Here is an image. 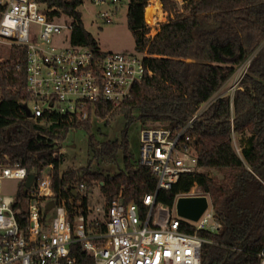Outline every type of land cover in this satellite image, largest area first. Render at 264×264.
Segmentation results:
<instances>
[{"label": "trees", "instance_id": "obj_1", "mask_svg": "<svg viewBox=\"0 0 264 264\" xmlns=\"http://www.w3.org/2000/svg\"><path fill=\"white\" fill-rule=\"evenodd\" d=\"M48 1L71 18L72 44L98 47L78 9L82 0ZM160 2L167 19L148 36L144 19L148 0H128L127 26L134 49L145 54L143 60L151 74L135 83L117 108L97 107L98 117L109 116L106 121L124 116L125 125L117 139L95 140L90 119L27 116L23 109L29 98L25 91L26 49L8 47L7 56L0 59V162L39 173L52 164L48 170L53 198L56 203L65 200L70 217L72 204L79 198L74 185L80 182L88 188L97 184L107 204L121 192L124 202L133 201L143 210V196L155 192L156 177L148 167L137 165L128 149L130 124L138 120L142 126H183L238 66L250 60L232 95L216 97L194 120L191 133L198 169L180 174L170 189L157 192L156 200L171 206L176 195L198 186L209 196L213 219L220 225L216 230L196 231L205 240L200 263L258 264V253L264 252V0H182L180 6L176 0ZM3 8L0 3V18ZM76 129L86 133L91 159L87 166L61 169L65 161L61 148L69 131ZM233 135L239 138L240 154L234 148ZM119 152L123 167L117 164L118 171L103 173L91 166L92 161L115 164ZM212 169L221 178L211 175ZM24 197L21 188L15 203L21 208L20 224ZM82 201L85 207L87 195ZM184 230L195 232L190 224Z\"/></svg>", "mask_w": 264, "mask_h": 264}, {"label": "built area", "instance_id": "obj_2", "mask_svg": "<svg viewBox=\"0 0 264 264\" xmlns=\"http://www.w3.org/2000/svg\"><path fill=\"white\" fill-rule=\"evenodd\" d=\"M87 1L102 6L124 0ZM0 3L4 6L0 45L26 49L25 91L29 98L23 106L33 119L44 115L76 117L80 121L100 118L96 115L98 106L117 108L130 96L132 86L151 74L144 53L72 44L71 18L48 0ZM96 17L105 23L112 21L109 11H98ZM249 62L241 65L240 79ZM199 112L179 128L141 127L136 164L148 167L156 177L155 192L143 196V210L133 201L124 202L121 192L108 204L103 197L101 205L93 208L87 202L84 207L82 199L88 186L80 182L74 185L73 192L79 198L72 204L70 217L65 200L56 203L53 198L48 170L52 164L39 173L19 164L0 162V264H201L205 240L196 231L220 226L213 219L209 196L178 194L171 206L156 200L157 192L170 189L180 174L198 169L191 130ZM29 174L34 179L24 191ZM7 180L18 183L11 194L4 191ZM21 188L25 193L24 214L20 216L23 225L17 217L21 208L15 206ZM182 195H206L208 207L197 220L177 214L175 202ZM50 201L54 206L47 211ZM185 224L192 225L195 232L184 230ZM258 257V264H264L263 251Z\"/></svg>", "mask_w": 264, "mask_h": 264}, {"label": "rangeland", "instance_id": "obj_3", "mask_svg": "<svg viewBox=\"0 0 264 264\" xmlns=\"http://www.w3.org/2000/svg\"><path fill=\"white\" fill-rule=\"evenodd\" d=\"M179 6L182 0H176ZM153 4L158 2L157 0H151ZM155 7V5H154ZM153 7V8H154ZM82 13L83 23L86 29L93 35L98 41L100 48L107 51H118L123 53L134 52V39L127 26V1L118 3V6L112 4H106L102 6L91 5L87 0L80 7ZM98 11H109L112 13V21L109 23L103 22L97 18ZM162 13V14H160ZM152 15L147 21L145 15L144 19L149 27L148 36L155 34L154 29H157L159 25L166 21L167 13L162 9V12ZM8 47L6 45H0V59H4L7 56ZM246 62V61H245ZM244 62V63H245ZM246 66V65H245ZM241 65L238 66L231 77L221 86L219 91L206 103L202 104L200 111L206 108L210 102L221 95H232L236 89L240 77L242 74ZM109 116L104 118H92V134L95 140L105 141L120 138L121 131L125 125L124 116L119 114L113 119L106 121ZM106 121V122H105ZM151 125V126H156ZM142 125L138 120H135L130 124L127 131L128 149L133 154V159L138 160L139 157V136ZM233 145L237 153L240 154L241 146L239 138L233 135ZM62 153H65V161L61 166V169L67 168H79L87 166V162L91 159V154L88 148V137L86 133L81 129L69 131L65 142L61 148ZM123 167L122 153L119 152L117 155V161L115 164L103 165L92 161L91 166L99 169L103 173H114L118 171V166ZM211 175L217 178H221L222 174L214 169L210 171ZM4 191L6 193H13L18 183L14 180H7L4 182ZM88 196V202L94 208L102 204L103 196L100 192V188L97 184H93L91 188L87 187V191L84 192ZM188 194H203L198 186H193Z\"/></svg>", "mask_w": 264, "mask_h": 264}, {"label": "water", "instance_id": "obj_4", "mask_svg": "<svg viewBox=\"0 0 264 264\" xmlns=\"http://www.w3.org/2000/svg\"><path fill=\"white\" fill-rule=\"evenodd\" d=\"M24 111L26 112L27 116L30 115V112L26 106H23ZM34 179L33 174H29L26 182L24 191L31 185ZM74 194H76L74 192ZM54 206V202L50 201L46 205L45 209L48 211ZM208 207V199L206 195H195V196H188L182 195L179 196L175 202V209L179 216L190 220H197L198 216Z\"/></svg>", "mask_w": 264, "mask_h": 264}, {"label": "bare ground", "instance_id": "obj_5", "mask_svg": "<svg viewBox=\"0 0 264 264\" xmlns=\"http://www.w3.org/2000/svg\"><path fill=\"white\" fill-rule=\"evenodd\" d=\"M158 1V0H157ZM155 5V7H154ZM154 7V8H153ZM162 12V10L160 9V5L156 2V4H153L151 1L149 2V5H147V7L145 8V17L147 18L146 20L148 21L152 15L158 14ZM162 14V13H160ZM149 18V19H148Z\"/></svg>", "mask_w": 264, "mask_h": 264}, {"label": "crops", "instance_id": "obj_6", "mask_svg": "<svg viewBox=\"0 0 264 264\" xmlns=\"http://www.w3.org/2000/svg\"><path fill=\"white\" fill-rule=\"evenodd\" d=\"M124 1H125V0H124ZM126 1H127V4H128V0H126ZM157 3L160 5V9L162 10L160 0H158ZM148 5H149V4H148ZM117 6H118V4L115 5V7H117ZM146 7H147V6H146ZM146 7H145V8H146ZM144 13H145V9H144ZM158 30H159V27H158L157 29H154V32L156 33ZM147 35H148V34H147ZM152 36H153V35H152ZM98 46L100 47L99 43H98ZM134 52H136L135 49H134Z\"/></svg>", "mask_w": 264, "mask_h": 264}]
</instances>
